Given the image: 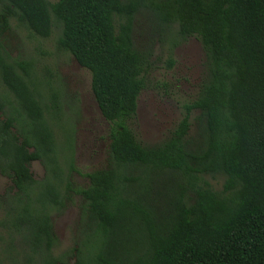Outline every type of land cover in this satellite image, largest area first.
Wrapping results in <instances>:
<instances>
[{
	"label": "trees",
	"instance_id": "1",
	"mask_svg": "<svg viewBox=\"0 0 264 264\" xmlns=\"http://www.w3.org/2000/svg\"><path fill=\"white\" fill-rule=\"evenodd\" d=\"M0 9V176L11 182L1 227L26 264H59L50 214L71 192L56 132L61 97L30 61L11 59L2 36L14 18L90 75L109 125V165L86 174L73 264H264V0H3ZM195 37L206 75L169 138L143 147L129 128L148 68L132 38L137 14ZM176 44L173 45L175 47ZM173 65L168 60V67ZM200 128L192 147V112ZM45 170L33 179L31 162ZM222 175L219 191L205 176Z\"/></svg>",
	"mask_w": 264,
	"mask_h": 264
},
{
	"label": "rangeland",
	"instance_id": "2",
	"mask_svg": "<svg viewBox=\"0 0 264 264\" xmlns=\"http://www.w3.org/2000/svg\"><path fill=\"white\" fill-rule=\"evenodd\" d=\"M4 5L0 0V9ZM60 32V25L53 21L50 36L41 38L10 18L9 30L1 40L11 59L30 61L37 74L49 80L61 97L63 128L56 132V138L60 167L71 192L67 193L64 208L50 214L56 239L52 253L61 260L59 264H73L70 251L81 240L80 216L85 207L75 191L88 186L86 174L108 167L110 140L109 125L100 115L90 91L89 73L56 47ZM132 38L135 48L145 53L148 68L138 96L136 116L129 122V128L137 141L148 148L169 138L183 116V106L197 98L206 75L204 51L195 37L179 41L176 28L168 30L156 24L146 12L135 16ZM169 59L173 61L170 68ZM0 91L4 92L2 88ZM197 115L196 111L191 114L187 136L192 147L200 136L195 123ZM29 170L34 180L44 179L45 170L40 162H31ZM204 178L214 190L221 189L222 175ZM10 192V180L0 176V207L3 197ZM1 219L0 209V222ZM19 244V240H10L0 225V264H26L22 252L25 249Z\"/></svg>",
	"mask_w": 264,
	"mask_h": 264
}]
</instances>
